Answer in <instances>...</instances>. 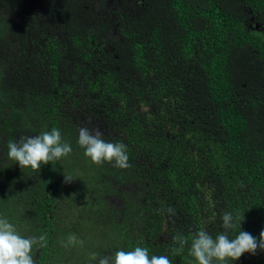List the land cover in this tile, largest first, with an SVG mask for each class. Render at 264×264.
Segmentation results:
<instances>
[{"label":"trees","instance_id":"trees-1","mask_svg":"<svg viewBox=\"0 0 264 264\" xmlns=\"http://www.w3.org/2000/svg\"><path fill=\"white\" fill-rule=\"evenodd\" d=\"M81 127L125 144L130 167L93 163ZM53 128L68 156L39 171L9 158ZM225 212L264 230V0H0V217L45 236L36 264L137 246L197 264L192 240L223 233Z\"/></svg>","mask_w":264,"mask_h":264},{"label":"clouds","instance_id":"clouds-1","mask_svg":"<svg viewBox=\"0 0 264 264\" xmlns=\"http://www.w3.org/2000/svg\"><path fill=\"white\" fill-rule=\"evenodd\" d=\"M78 144L85 149L84 155L97 165L103 162H115L114 166L126 169L130 167L127 146L123 143H111L102 139V133L97 129L92 132L86 127L79 129ZM8 156L16 161L21 168L30 167L40 170L41 165L49 164L54 160L68 156L72 147L68 142L62 141L61 132L53 128L36 136L21 137L18 142L8 144ZM65 180L72 178L65 176ZM165 211V209H161ZM167 212L175 214L169 207ZM221 227L225 230L215 239L205 230H199L192 240L189 255L195 258L197 264H227L228 260L237 261L245 253L255 255L258 250L264 251V230H261L259 238L251 233L241 230V222L244 215L234 216L231 212H225L222 217ZM239 228L234 238L229 237V231ZM179 248L173 249V254L181 251L187 243L185 237L178 235L173 237ZM45 243V236L24 238L17 231L14 224L6 217H0V264H36L34 259V246L39 249ZM83 244L75 234L67 238V245ZM172 264L168 256L149 257V251L143 247H135L133 251L117 250L114 260L112 257L98 258L96 253L90 254L89 264Z\"/></svg>","mask_w":264,"mask_h":264},{"label":"rangeland","instance_id":"rangeland-1","mask_svg":"<svg viewBox=\"0 0 264 264\" xmlns=\"http://www.w3.org/2000/svg\"><path fill=\"white\" fill-rule=\"evenodd\" d=\"M113 2H110V5H112Z\"/></svg>","mask_w":264,"mask_h":264}]
</instances>
